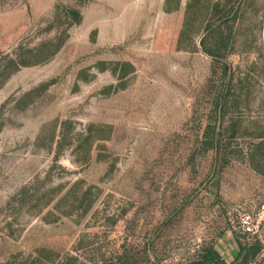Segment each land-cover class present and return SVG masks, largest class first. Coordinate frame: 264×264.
Instances as JSON below:
<instances>
[{"label":"rangeland","instance_id":"374dc122","mask_svg":"<svg viewBox=\"0 0 264 264\" xmlns=\"http://www.w3.org/2000/svg\"><path fill=\"white\" fill-rule=\"evenodd\" d=\"M215 1L0 0V264H227L252 237L264 264L245 154L264 124V0L224 28L246 81L220 110L200 45Z\"/></svg>","mask_w":264,"mask_h":264},{"label":"trees","instance_id":"16d2710c","mask_svg":"<svg viewBox=\"0 0 264 264\" xmlns=\"http://www.w3.org/2000/svg\"><path fill=\"white\" fill-rule=\"evenodd\" d=\"M216 0L210 7L211 14L217 15L218 22L207 23L204 30L205 33L200 40L202 50L213 59L211 76L207 79L206 86L208 90H212L213 104L216 110H220L226 105V92L244 89L245 85H241L246 81V78H240L235 75L232 67L228 62L222 60L233 50L231 45H222L221 38L223 37L224 28L228 24H234L237 11L240 8L242 0ZM75 13L74 10H69ZM212 24V27L211 25ZM230 32V30H229ZM214 33L211 42V34ZM219 40V41H218ZM219 117V116H218ZM216 117L214 122H218ZM261 133L254 136L253 142H250L245 154L252 168L264 176V124ZM258 239L252 237L249 241L238 244V252L236 256L227 264H254V260L260 250ZM118 257L120 260L110 261L106 264H137V258L133 255H124L122 252ZM212 259V264H226L217 256H209ZM40 264V263H39ZM53 264V263H52ZM55 264H60L56 262ZM64 264H86L81 261L77 262L76 257H69Z\"/></svg>","mask_w":264,"mask_h":264},{"label":"built area","instance_id":"2783aa9c","mask_svg":"<svg viewBox=\"0 0 264 264\" xmlns=\"http://www.w3.org/2000/svg\"><path fill=\"white\" fill-rule=\"evenodd\" d=\"M242 227H243L245 232H247V233L251 232V225L249 224V222L247 220L243 221Z\"/></svg>","mask_w":264,"mask_h":264}]
</instances>
